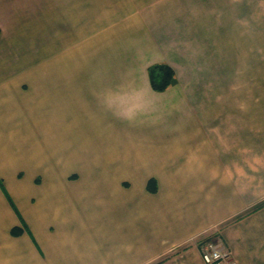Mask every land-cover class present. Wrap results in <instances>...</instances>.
<instances>
[{"label":"crops","instance_id":"0c3cea01","mask_svg":"<svg viewBox=\"0 0 264 264\" xmlns=\"http://www.w3.org/2000/svg\"><path fill=\"white\" fill-rule=\"evenodd\" d=\"M259 28L264 0H0V264H206L214 235L264 264Z\"/></svg>","mask_w":264,"mask_h":264},{"label":"built area","instance_id":"2783aa9c","mask_svg":"<svg viewBox=\"0 0 264 264\" xmlns=\"http://www.w3.org/2000/svg\"><path fill=\"white\" fill-rule=\"evenodd\" d=\"M200 244L201 256L206 264H238L231 250L218 235Z\"/></svg>","mask_w":264,"mask_h":264},{"label":"trees","instance_id":"16d2710c","mask_svg":"<svg viewBox=\"0 0 264 264\" xmlns=\"http://www.w3.org/2000/svg\"><path fill=\"white\" fill-rule=\"evenodd\" d=\"M149 74L153 88L158 91L166 90L175 82V71L166 64H157L151 66L149 68ZM0 185L4 190V184L1 179ZM12 231L13 234H19L18 229H13Z\"/></svg>","mask_w":264,"mask_h":264},{"label":"rangeland","instance_id":"374dc122","mask_svg":"<svg viewBox=\"0 0 264 264\" xmlns=\"http://www.w3.org/2000/svg\"><path fill=\"white\" fill-rule=\"evenodd\" d=\"M258 26H260L259 22H258ZM258 44H259V46H258L259 51L257 53V56H258L257 60H258V64H259L258 73H259V76H264V46H263L264 45V30L260 29V28L258 29ZM249 54H250L249 51L242 53L244 60H247V62L249 61ZM230 60H231V62H233V54H231ZM230 67H231V64H230ZM230 67L226 68V75L227 76L232 75V70L229 69ZM200 72H201V69L198 72H196L195 75H197L198 77H201V76L206 77V76L211 75V71H209L208 74L206 73V75H203ZM259 76H258V78H260ZM261 78H264V77H261ZM259 81H261V79H259ZM258 88L260 89V91H264V86L258 85Z\"/></svg>","mask_w":264,"mask_h":264}]
</instances>
